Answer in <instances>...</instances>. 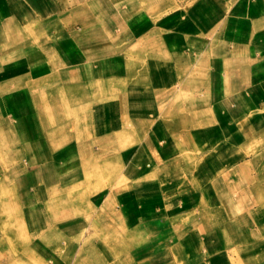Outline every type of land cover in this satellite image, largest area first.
Masks as SVG:
<instances>
[{
  "label": "crops",
  "instance_id": "crops-1",
  "mask_svg": "<svg viewBox=\"0 0 264 264\" xmlns=\"http://www.w3.org/2000/svg\"><path fill=\"white\" fill-rule=\"evenodd\" d=\"M0 264H264V0H0Z\"/></svg>",
  "mask_w": 264,
  "mask_h": 264
}]
</instances>
